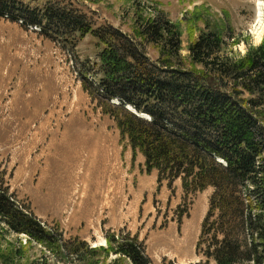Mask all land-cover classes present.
Instances as JSON below:
<instances>
[{
    "label": "rangeland",
    "instance_id": "1",
    "mask_svg": "<svg viewBox=\"0 0 264 264\" xmlns=\"http://www.w3.org/2000/svg\"><path fill=\"white\" fill-rule=\"evenodd\" d=\"M23 1L36 8L48 2ZM53 1L84 13L94 27L111 25L136 40L138 27L163 12L180 35L181 56L169 58L153 43L144 45L147 55L187 69H193L189 47L202 31L219 34L228 53L240 56L264 41V0ZM101 49L90 34L54 40L39 27L0 16V184L66 240L101 246L106 232L128 231L154 264H197L210 242L198 249L215 189L188 194L181 179L160 183L141 153L133 158L116 119L78 77L80 62L97 61ZM0 264L132 263L116 252L85 249L68 257L0 222Z\"/></svg>",
    "mask_w": 264,
    "mask_h": 264
},
{
    "label": "trees",
    "instance_id": "2",
    "mask_svg": "<svg viewBox=\"0 0 264 264\" xmlns=\"http://www.w3.org/2000/svg\"><path fill=\"white\" fill-rule=\"evenodd\" d=\"M4 15L54 40L95 37L102 46L98 60L80 62L78 77L116 119L133 158L141 153L146 171L158 170L160 183L181 179L188 194L215 189L198 249L210 242L197 264H264V41L240 56L228 53L219 34L202 31L189 47L193 69H187L147 55L144 45L153 43L169 58L181 56L180 35L163 12L138 27L139 40L111 25L94 27L84 13L53 0L42 8L0 0ZM0 222L68 257L85 249L154 264L128 231L106 232L101 246L66 240L23 210L4 184Z\"/></svg>",
    "mask_w": 264,
    "mask_h": 264
},
{
    "label": "bare ground",
    "instance_id": "3",
    "mask_svg": "<svg viewBox=\"0 0 264 264\" xmlns=\"http://www.w3.org/2000/svg\"><path fill=\"white\" fill-rule=\"evenodd\" d=\"M260 18L264 20V3L260 5Z\"/></svg>",
    "mask_w": 264,
    "mask_h": 264
},
{
    "label": "water",
    "instance_id": "4",
    "mask_svg": "<svg viewBox=\"0 0 264 264\" xmlns=\"http://www.w3.org/2000/svg\"><path fill=\"white\" fill-rule=\"evenodd\" d=\"M142 116H144V115H142Z\"/></svg>",
    "mask_w": 264,
    "mask_h": 264
}]
</instances>
